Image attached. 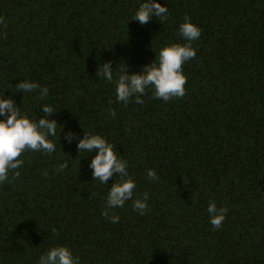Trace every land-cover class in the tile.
Instances as JSON below:
<instances>
[{
  "label": "trees",
  "instance_id": "obj_1",
  "mask_svg": "<svg viewBox=\"0 0 264 264\" xmlns=\"http://www.w3.org/2000/svg\"><path fill=\"white\" fill-rule=\"evenodd\" d=\"M143 2L0 0V96L37 120L43 105L58 109L55 151L25 152L19 178L0 184V264H38L62 245L79 264H264V0H159L166 17L142 25L132 18ZM185 16L202 30L183 66L185 96L165 102L148 89L142 104L118 101L119 74L187 43ZM106 61L111 82L96 75ZM21 80L48 95L15 92ZM85 131L112 143L136 181L133 198L112 210L118 223L102 211L120 177L93 180L97 153L77 148ZM144 192L140 215L132 205ZM212 201L228 207L220 229Z\"/></svg>",
  "mask_w": 264,
  "mask_h": 264
},
{
  "label": "clouds",
  "instance_id": "obj_2",
  "mask_svg": "<svg viewBox=\"0 0 264 264\" xmlns=\"http://www.w3.org/2000/svg\"><path fill=\"white\" fill-rule=\"evenodd\" d=\"M168 13L167 5L159 0H144L134 14L140 24H147L153 16L163 21ZM0 25L7 28L3 16H0ZM180 35L187 43H170L160 49L157 58L150 64L143 67L138 73H130L125 69L119 74L116 81L117 100L125 106L135 97V103L142 104L141 97L146 90L151 89L153 96L167 102L173 98H183L186 94L187 76L183 71L184 64L193 59L196 49L192 42L201 36V29L192 22L191 17L185 16L184 22L179 26ZM0 38L7 39L6 32H0ZM98 77L111 82L113 80V67L111 61H106L98 68ZM40 89V98L48 95L47 87L41 88L40 84L31 80H21L13 89L15 92H34ZM111 104V101H109ZM43 116L33 119L26 113L22 114L20 107L12 97L0 96V184L10 183L19 178L24 161L21 158L25 152H44L51 154L55 151L56 145L49 137L57 134L58 121L49 119L58 109L51 105L41 107ZM113 117L114 110H110ZM62 130V129H61ZM61 132V131H60ZM76 134L72 131L66 133V139L70 143ZM77 148L80 152H96L89 167L93 170V180H99L102 184H108L111 177L119 176L120 179L111 185L107 195L106 206L102 215L115 224L120 217L112 212L117 207H123L125 202L132 199L137 187L135 179L128 172L127 161L118 156L115 146L109 143L100 134L84 132L83 138L79 139ZM68 167L64 161L55 169L62 172ZM11 174V176H10ZM47 175V173H44ZM147 176L152 181L159 179L154 169H149ZM150 196L143 193L142 198L133 202V209L140 215L148 211L147 201ZM207 212L210 216V223L214 229H220L228 213V207H218L215 201L210 202ZM38 264H79V257L74 256L70 247L66 245L55 246L41 255Z\"/></svg>",
  "mask_w": 264,
  "mask_h": 264
}]
</instances>
